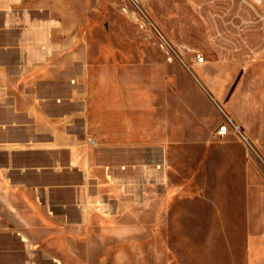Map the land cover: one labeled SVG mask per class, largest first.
<instances>
[{"label":"crops","instance_id":"obj_1","mask_svg":"<svg viewBox=\"0 0 264 264\" xmlns=\"http://www.w3.org/2000/svg\"><path fill=\"white\" fill-rule=\"evenodd\" d=\"M56 3L0 0V238H13L15 228L52 227L54 205L79 212L76 198L90 193L100 176L118 179L108 188L126 195L127 171L147 174L159 149L171 157L173 149L223 148L212 135L224 113L264 159V13L256 11L255 0H214L216 46L222 50L219 38L228 40L231 66L248 70L235 78L221 59L212 80L206 63L190 70L179 61L144 58L142 52H162L153 45H136L133 59L109 54L127 47L98 45L102 58L95 59L93 47L80 51L77 44V10L70 13V27H63ZM63 34L71 37L69 44L54 41ZM123 149H137L145 158L112 157ZM145 190L139 193L142 205L147 191L154 194ZM239 192L252 205L254 196H264L254 187ZM30 232L22 231L28 243L43 242Z\"/></svg>","mask_w":264,"mask_h":264},{"label":"rangeland","instance_id":"obj_2","mask_svg":"<svg viewBox=\"0 0 264 264\" xmlns=\"http://www.w3.org/2000/svg\"><path fill=\"white\" fill-rule=\"evenodd\" d=\"M56 1L63 27H70V13L77 10V44L80 51L87 44L93 47L95 59L102 58L98 45L127 47L109 54L128 59L134 58L136 45H153L162 52H142L144 58L179 61L190 70L206 63L210 80L218 74L215 65L221 59L228 74H247V68L231 66L228 40L219 38L222 50L216 46L214 0ZM255 1L256 11L264 13V0ZM70 40L64 34L54 37L63 44ZM69 55L62 52L63 58ZM212 139L223 148L173 149L171 157L159 149L158 162L152 169L148 164L147 174L136 168L127 171L126 195L108 188L118 179L105 182L100 176L90 193L76 198L79 212L54 205L49 213L55 218L52 227L15 228L10 230L13 238H0V257H12L0 259V264H264V196H254L252 205L251 197L239 192L264 189V159L233 133L218 138L214 132ZM97 156L100 162L106 160L101 151ZM112 157L134 162L145 158L137 149H123ZM141 188L154 189L152 198L147 191L143 205ZM22 231L41 236L43 242L28 243Z\"/></svg>","mask_w":264,"mask_h":264},{"label":"built area","instance_id":"obj_3","mask_svg":"<svg viewBox=\"0 0 264 264\" xmlns=\"http://www.w3.org/2000/svg\"><path fill=\"white\" fill-rule=\"evenodd\" d=\"M134 2L138 4V0H134ZM231 132L240 139L246 142L248 141L243 131L238 127V125H236L235 122L224 113V122L219 125L216 134L220 137H225Z\"/></svg>","mask_w":264,"mask_h":264},{"label":"bare ground","instance_id":"obj_4","mask_svg":"<svg viewBox=\"0 0 264 264\" xmlns=\"http://www.w3.org/2000/svg\"><path fill=\"white\" fill-rule=\"evenodd\" d=\"M200 58V57H199ZM200 62V60H198ZM202 62H204V59L201 60Z\"/></svg>","mask_w":264,"mask_h":264}]
</instances>
